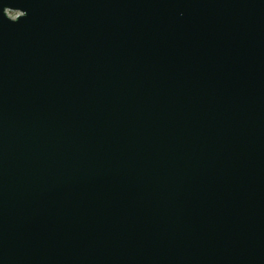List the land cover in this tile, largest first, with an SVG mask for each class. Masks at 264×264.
<instances>
[{"label":"water","instance_id":"95a60500","mask_svg":"<svg viewBox=\"0 0 264 264\" xmlns=\"http://www.w3.org/2000/svg\"><path fill=\"white\" fill-rule=\"evenodd\" d=\"M0 264H264V0H0Z\"/></svg>","mask_w":264,"mask_h":264},{"label":"built area","instance_id":"2783aa9c","mask_svg":"<svg viewBox=\"0 0 264 264\" xmlns=\"http://www.w3.org/2000/svg\"><path fill=\"white\" fill-rule=\"evenodd\" d=\"M9 15H10L12 18H15V17L18 15V13L9 12Z\"/></svg>","mask_w":264,"mask_h":264}]
</instances>
